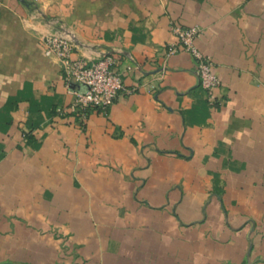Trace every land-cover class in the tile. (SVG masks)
I'll list each match as a JSON object with an SVG mask.
<instances>
[{
	"label": "crops",
	"instance_id": "0c3cea01",
	"mask_svg": "<svg viewBox=\"0 0 264 264\" xmlns=\"http://www.w3.org/2000/svg\"><path fill=\"white\" fill-rule=\"evenodd\" d=\"M197 25L210 96L169 25ZM118 57L85 121L42 38ZM264 264V0H0V263Z\"/></svg>",
	"mask_w": 264,
	"mask_h": 264
},
{
	"label": "built area",
	"instance_id": "2783aa9c",
	"mask_svg": "<svg viewBox=\"0 0 264 264\" xmlns=\"http://www.w3.org/2000/svg\"><path fill=\"white\" fill-rule=\"evenodd\" d=\"M169 29L176 37V43L168 47V54L176 52L179 47L189 52L195 59L201 87L212 96L221 81L214 71L212 57L196 44L201 33L200 27L171 22ZM42 44L46 56L58 60L66 83L75 95L70 105L57 108L60 116L74 114L85 121L89 111L108 108L126 90L120 61L115 55L107 53L96 59L85 56L75 58L74 43L59 33L45 35Z\"/></svg>",
	"mask_w": 264,
	"mask_h": 264
},
{
	"label": "water",
	"instance_id": "95a60500",
	"mask_svg": "<svg viewBox=\"0 0 264 264\" xmlns=\"http://www.w3.org/2000/svg\"><path fill=\"white\" fill-rule=\"evenodd\" d=\"M0 264H25V263H18V262L5 261V262H1Z\"/></svg>",
	"mask_w": 264,
	"mask_h": 264
}]
</instances>
